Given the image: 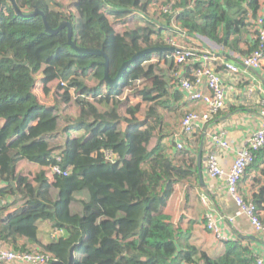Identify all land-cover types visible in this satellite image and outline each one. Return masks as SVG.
<instances>
[{
	"label": "trees",
	"instance_id": "trees-1",
	"mask_svg": "<svg viewBox=\"0 0 264 264\" xmlns=\"http://www.w3.org/2000/svg\"><path fill=\"white\" fill-rule=\"evenodd\" d=\"M263 3L77 0L76 15L62 12L49 0H0V214L17 206L11 220L0 223L2 240L18 251L39 248L50 255L51 264H68L73 248L74 264H253V260L249 263L242 257L250 254V249H237L236 244L229 245L220 259H212L192 245L179 249L176 227L153 207L161 187L174 178L189 180L198 165V154L190 156L191 145L181 149L174 146L169 153L159 142L150 148L161 123L158 106H167L170 96L178 99L181 94L166 78L169 68L171 77L174 73L173 53L156 52L161 62L169 63L167 70L146 63L152 54L142 55L127 67L120 82L111 86L105 81V57L78 52L69 43V26L52 33L44 16L36 11L45 14L53 30L69 22L78 48L103 50L109 75L114 78L136 53L164 46L161 35L166 31L197 39L203 36L214 47L238 50L241 55L251 53L260 43L253 38L250 20L260 16ZM103 4L114 7L117 22H125L131 13L139 11L146 17L145 24L119 33L102 11ZM168 6L171 9L165 11ZM154 35L160 39H153ZM242 43L246 44L244 50ZM199 66L184 67L186 77L191 78V68ZM40 72L45 93L50 91L49 83L59 80L63 101H71L75 94L76 104L82 106L78 121L61 127L58 106L41 103L35 91ZM87 78L98 84L89 87ZM136 82L140 85H134ZM128 87L133 93L123 97ZM111 95L117 100L100 112L96 106L108 105L107 96ZM138 98L140 103L133 105ZM123 105H127L126 115L121 113ZM143 105L148 108L141 120L138 113ZM217 117L218 113L212 120ZM122 122L127 123L125 130L121 129ZM73 125L85 127L87 132L68 136ZM202 131L188 139L199 142ZM22 160L47 168L52 179L44 170L31 181L17 172ZM57 165L69 173H52ZM39 220L49 221L59 230L49 244L38 239L35 222ZM21 236L29 242L19 246Z\"/></svg>",
	"mask_w": 264,
	"mask_h": 264
},
{
	"label": "crops",
	"instance_id": "crops-1",
	"mask_svg": "<svg viewBox=\"0 0 264 264\" xmlns=\"http://www.w3.org/2000/svg\"><path fill=\"white\" fill-rule=\"evenodd\" d=\"M103 5L102 11L105 12V7L107 6L112 17H114V7L110 4ZM149 12H151V10ZM260 13L264 14V3L262 4ZM133 14L140 15V18H142L141 25L145 24L146 17L142 13L135 11L131 13L129 17L133 16ZM115 21L117 22V20ZM198 41L201 44L199 45L200 49L210 50L215 53L217 64L229 60V57H232L234 62L240 63L238 59L239 55H241L240 51L229 48L222 49L218 47H210L205 39L204 41L198 39ZM195 42L197 43V41ZM245 48L246 44L242 43L241 49L244 50ZM217 68L219 71L225 72L222 64H218ZM243 68L242 79L238 83L233 82L229 75H224L223 79L227 96L226 106L218 113L217 118L206 124L202 129L203 131L200 134V141L198 142V148H200L206 131L207 134L205 136L203 152L205 155L209 152L211 146H213V136L222 132L225 139H227L230 144V147L226 151L220 152V163L225 169L231 167L236 158L237 151L245 145L246 140L259 128L260 120L262 118L260 110L262 108V103H264V63L260 69ZM169 70L171 69L169 68ZM171 84L173 85V80L171 81ZM169 87L173 89V86ZM250 88L253 89L252 92H249ZM107 97H110L108 100L111 101V105L113 104L114 99L117 100L113 95ZM95 104L97 105V103ZM160 106H158V111H161L162 109ZM167 106V110L169 111H177L179 109L186 111L187 109L195 108L203 111L205 108L203 104L195 105L189 101V98L182 91L180 98L178 99L170 96ZM122 114L126 115L127 113L124 112ZM160 119L163 120L162 117H160ZM168 124V122L166 123V121H164L165 126ZM126 126L127 123L122 122L121 129L125 130ZM73 127L79 129L73 134H71V130L68 131L73 136L83 135L87 132L85 127L73 125L70 129ZM157 138H160V141L158 142L166 149L167 153H169L170 150L172 151L174 146H176L174 135L170 133L154 134L153 140H156ZM189 144L191 145V143ZM190 156L193 157V150L190 153ZM25 162L31 164L28 161L22 160L18 165ZM45 170L48 171V169ZM42 172L43 171H41V173ZM49 175L50 171L46 173L48 179H50ZM202 176L203 180L201 181L197 165V170L194 176L189 180L172 179L171 182L161 187L159 197L153 201V207L155 210L167 215L176 227V242L179 249L183 250L187 245H192L198 249L200 253H205L212 259H220L227 253L229 245L236 244L238 246L237 249H250V254L244 253L242 257L247 259L249 263L250 260H253V264H258V257L264 258V237L253 230L248 217L240 212L235 201L228 194L227 184L224 179H211L206 174L203 165ZM240 189L246 198L255 200L258 203L261 218L264 222V147L258 153L254 162L248 167L240 184ZM16 207V205L11 206L0 214L1 224H5L11 220L13 215L12 212ZM209 211L213 212L214 219L219 226L222 235L225 236L226 239L222 240L217 238L215 233L207 228L206 215ZM35 224L38 230V239L42 244L51 243L55 237L59 235V230H56L49 221L39 220L36 221ZM0 241L5 248H12L13 244L10 242H6L4 239L2 240L1 237ZM27 242L29 241L26 237L21 236L18 239L19 246L20 244L22 245ZM233 257L238 261V257L235 254ZM0 264L29 263L14 261L10 263L2 262Z\"/></svg>",
	"mask_w": 264,
	"mask_h": 264
},
{
	"label": "built area",
	"instance_id": "built-area-1",
	"mask_svg": "<svg viewBox=\"0 0 264 264\" xmlns=\"http://www.w3.org/2000/svg\"><path fill=\"white\" fill-rule=\"evenodd\" d=\"M171 7H164L165 11L170 10ZM264 14L256 20H250L251 30L253 31V38L259 40V47L247 55H239L240 63H235L229 60L222 61L225 72L218 70L217 58L213 51L179 47L180 51L174 53L177 57L178 68L172 74L173 83L186 94L189 101L195 105L203 104L204 110L198 108L187 109L181 127L178 133L174 135V141L177 148L181 149L185 145V139L194 136L199 130L203 129L206 124L223 110L226 106V89L224 85V75L230 76V79L238 83L242 79L243 67L251 69H260L264 63ZM175 59V58H174ZM200 64L198 68H191V78L186 77L183 68L186 66H193ZM139 83H134V85ZM253 89L250 88L249 92ZM132 94V88H126L123 97H128ZM262 118L260 120L259 128L251 135L236 154L231 167L225 169L220 163V152L226 151L230 144L225 139L222 132L213 136V146L209 152L204 155L203 166L206 174L211 179H224L227 184V190L230 197L235 201L240 212L248 217L253 230L264 237V222L261 218V212L258 205L249 198H246L240 189V184L248 167L254 162L256 152L264 147V103L261 108ZM60 160V157H57ZM108 158L113 161L112 154H108ZM52 173L67 175L69 171H63L60 166H54ZM2 183L0 181V187ZM2 201L0 199V208ZM207 228L215 233L217 238L226 239L222 235L219 226L217 225L212 211L206 215ZM264 239V238H263ZM14 261L26 262L29 264H51L50 255L41 253L39 248L28 250H15L13 248H5L0 241V263H10ZM54 262V261H53ZM258 264H264V258L258 257ZM53 264V263H52ZM194 264H203L196 262Z\"/></svg>",
	"mask_w": 264,
	"mask_h": 264
},
{
	"label": "rangeland",
	"instance_id": "rangeland-1",
	"mask_svg": "<svg viewBox=\"0 0 264 264\" xmlns=\"http://www.w3.org/2000/svg\"><path fill=\"white\" fill-rule=\"evenodd\" d=\"M49 1L51 2V4H53L54 7L59 8L64 13H70L72 11V12H74V14L78 15V10L75 7L77 0H49ZM104 13L105 14L107 13L106 15L108 18L110 16L109 19L111 20V22H113L115 24V29L119 33H124L125 31H127L129 29H134L138 25H141V23H142V18H140V15H138V14H133V16H130L129 18H127L125 22H116L114 17H112V14L110 13V10L107 6L105 7ZM151 13H152V10H151ZM154 15L155 14H153V16ZM116 23H119V24H116ZM161 36H162V43L164 46L176 45L179 47L199 49L200 48L199 45H201L197 38H194V37H192L186 33H182V32H180L179 34H175V33H171V32L166 31V32H163ZM202 37L203 36H199L198 38H200L201 40L204 41L205 38H202ZM153 39L159 40L160 36L154 35ZM193 40L197 41L198 44ZM205 40L208 41L207 39H205ZM208 43H209L210 47H214L213 42L208 41ZM172 55H174V53ZM171 57L173 58V56H171ZM177 57H175V55H174L175 59L173 58L174 72L177 71V68H178ZM160 60H162V59L159 56H157L156 53H152L150 60L146 63L147 64H157L159 69L167 70L169 63L168 62L164 63L163 61L161 62ZM185 69L186 68H183V71L186 74ZM170 71L171 70H169L168 71L169 73L166 74V78L168 81H170V84H171L170 79H171V73L172 72H170ZM42 77L43 76L40 72L37 76V84H36V88H35V91L38 94L41 103H43L44 105H47V106H54V107L58 106L57 114L60 117V126L61 127L66 126V124H69L68 122L71 123L74 121H78V119L80 118L81 112H82V106H79L76 104L75 94H73V98L71 101H69V102L63 101L62 94H63L64 90H60V85L62 83L59 80H55V81L49 83L47 87L49 88L50 91H49V93H45V91H44L45 85L41 80ZM85 82L91 88H94L98 84L97 81H95L91 78H87ZM136 83H139L137 85H140V82H136ZM141 87H143V85H141ZM89 97H92V96H89ZM141 100L142 99H140V98L135 99L133 101V105L140 103ZM90 101H94V100H91V98H90ZM130 104H132V103H130ZM110 106H111V101L108 103V105L98 104V106H96V107L100 110V112H104L107 109H109ZM123 106L124 107H122V109H121L122 113L126 112V109H127V105H123ZM160 107L162 109H161V111H158V114H159V117H162L163 120H161V123L159 124L157 130L154 131L155 135H158L160 133H166V132L170 133L172 135H175V133H178L180 130L181 121L183 120L186 111H182L181 109H179L177 111H169V110H167L168 106H160ZM147 108L148 107L145 105H143L141 107V109L138 113L141 120H144L146 118ZM165 118H166V120H165ZM164 121H166V123L168 122L169 124L165 126ZM70 130H71V134H73L79 129H77L76 127H73ZM71 134H70V132H68V136H70ZM153 138H154V136L152 137L151 143H150L151 149L158 144V141H160V138L159 139L157 138L156 140L155 139L153 140ZM61 142H62V140H61ZM189 143H191V146L193 148V156H196L197 150L199 149L198 148V142L197 141L195 142V139L189 140L188 138H186L184 146H186L187 144L190 145ZM198 153H199V150H198ZM203 156H204V154H203ZM35 165L36 164H32V163L28 164L25 162L23 164L18 165L17 169H18L19 173H21L25 176H28L31 179V181H34L35 177L37 176L36 174L41 173V171H44L45 169H47L45 167H42L39 165L35 166ZM202 165H203V161H202ZM47 173H48V171H47ZM49 176H50L49 178L52 179L51 173Z\"/></svg>",
	"mask_w": 264,
	"mask_h": 264
},
{
	"label": "water",
	"instance_id": "water-1",
	"mask_svg": "<svg viewBox=\"0 0 264 264\" xmlns=\"http://www.w3.org/2000/svg\"><path fill=\"white\" fill-rule=\"evenodd\" d=\"M16 8H17V5L15 4ZM18 10V13H22L19 8H17ZM36 13H41L43 16H44V19L46 21V26H47V29L49 31H51L52 33H56L58 32L59 30H61L62 28H64L65 26H69V43L70 45H72V47H74L78 52L80 53H88V54H100L102 56L105 57L106 59V63H105V81L111 85V86H116L122 76H123V73L124 71L127 69V67L136 59H138L139 57H141L142 55H145V54H152V53H156V52H172V53H175L176 51H180L181 49L177 48V47H174V46H155V47H150V48H146L138 53H136L130 60L126 61L122 67L119 69L117 75L112 78L110 75H109V71H108V57L106 55V53L103 51V50H87V49H80L78 48L74 41L72 40V28H71V25L69 22H64L57 30H53L51 29L50 25L48 24L47 22V19H46V16L45 14L42 12V11H36ZM229 60H234L232 57H229ZM206 131L204 133V137H203V140L201 142V145H200V148H199V153H198V172H199V176H200V180L202 181L203 180V176H202V161H203V152H204V144H205V136H206ZM203 183V182H202ZM74 259H75V256H74V248L72 249V256H71V259L69 261L68 264H74ZM53 264H65L63 262H59V261H54Z\"/></svg>",
	"mask_w": 264,
	"mask_h": 264
}]
</instances>
